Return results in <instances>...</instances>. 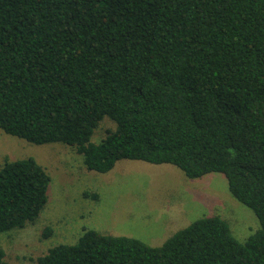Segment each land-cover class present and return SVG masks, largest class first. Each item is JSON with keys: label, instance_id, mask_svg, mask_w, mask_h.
Instances as JSON below:
<instances>
[{"label": "trees", "instance_id": "1", "mask_svg": "<svg viewBox=\"0 0 264 264\" xmlns=\"http://www.w3.org/2000/svg\"><path fill=\"white\" fill-rule=\"evenodd\" d=\"M0 129L100 173L121 158L220 172L259 219L244 242L216 214L157 246L85 228L35 264H264V0H0ZM50 181L34 156L3 161L0 233L37 221Z\"/></svg>", "mask_w": 264, "mask_h": 264}, {"label": "rangeland", "instance_id": "2", "mask_svg": "<svg viewBox=\"0 0 264 264\" xmlns=\"http://www.w3.org/2000/svg\"><path fill=\"white\" fill-rule=\"evenodd\" d=\"M114 128L115 122L105 117L91 139ZM25 156H34L51 175L48 202L35 223L0 233L7 264H35L49 247L77 242L85 228L157 246L204 216L227 219L242 242L259 227L256 214L233 197L226 177L217 171L190 178L171 163L121 158L100 173L89 170L70 145H36L0 129V166L6 158ZM46 226L52 233L44 237Z\"/></svg>", "mask_w": 264, "mask_h": 264}]
</instances>
